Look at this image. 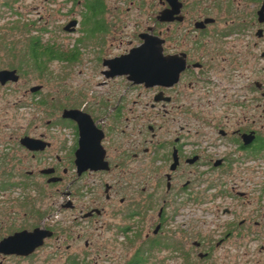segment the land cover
Segmentation results:
<instances>
[{
	"label": "flooded vegetation",
	"instance_id": "af4514ba",
	"mask_svg": "<svg viewBox=\"0 0 264 264\" xmlns=\"http://www.w3.org/2000/svg\"><path fill=\"white\" fill-rule=\"evenodd\" d=\"M65 2L83 11H68L62 31L79 38L69 51L75 57L58 61L96 50L90 61L106 87L83 103L60 104L55 121L46 120L68 133L59 145L44 132L18 144L0 138V264L166 262L172 220L205 200L215 207V250L233 240L264 252V0ZM145 12V27L129 21ZM109 38L118 39L110 48ZM132 53L129 66L121 64ZM22 65L0 67L18 77L0 81L1 89L21 81ZM142 67L156 73L141 83L119 73ZM38 87L25 90L36 108L45 105ZM71 110L76 118L64 115ZM25 137L31 150L20 143ZM19 150L26 160L8 170ZM224 198L231 204L220 208ZM62 212L67 220H54ZM186 232L175 242L201 250L205 240L189 243Z\"/></svg>",
	"mask_w": 264,
	"mask_h": 264
},
{
	"label": "rangeland",
	"instance_id": "374dc122",
	"mask_svg": "<svg viewBox=\"0 0 264 264\" xmlns=\"http://www.w3.org/2000/svg\"><path fill=\"white\" fill-rule=\"evenodd\" d=\"M6 1L2 0V2ZM65 1L17 0L11 3V10L0 6V67L9 66V63L13 65L23 63L21 69H19L21 81L7 88H0V138L4 137L6 143L18 144V138L23 135L33 136L39 132H44L49 136L51 142L59 145L62 138L68 133L57 132L53 128L45 126L46 120L55 121L60 104L62 106L80 104L89 97L100 95L105 90L106 86L99 85L101 78L98 69L90 61L96 50L92 52V49L89 48L87 58V51L80 52L82 55L76 63L69 64L58 60L48 62L42 72L36 69L31 60L28 41L34 36H38L40 44H54L56 49L64 53H68L75 47V40L79 36L69 35L63 32L61 27L70 9H75L76 13H82L83 10L80 6L72 7ZM18 6L20 8L16 10ZM15 10L20 13L18 17L21 16L18 23L12 21L16 18L13 15ZM37 19L39 22L36 21ZM147 20L148 14L146 12L141 14L138 20H131L129 17L130 22L136 21L142 28L145 27ZM24 21L28 23L26 30L20 28L24 25ZM31 22L34 23L31 24ZM40 28H43L44 32L37 33ZM117 41L118 39L109 38L107 47L117 44ZM22 60H25V62ZM89 62H91L90 65ZM38 86H41L38 99L44 100L45 105L36 108L34 104L36 96H32L29 92L26 95L25 90L28 91L29 88ZM81 96H84V100L81 99ZM25 105L28 107L24 108ZM10 137L11 140L8 139ZM11 153L14 156L18 155V157L15 160H7L8 170H12L11 166L19 158L26 160L21 150L17 153ZM32 164L34 163L27 162L26 166L31 168L30 165ZM83 200L87 199L83 198ZM47 201L48 199H44V207ZM218 201L221 202L220 208L231 204V200L228 198L219 199ZM207 209L209 211L206 213ZM214 209L213 204L211 206V203L205 200L202 206L186 208L182 213L183 216L173 219L170 226L172 228V244L176 243L175 240L178 239L180 230H187L186 238L189 243L205 240V244H203L201 250L190 246H180L182 253H186L185 257L180 255V251L174 254L172 250L171 259L166 260V262H161L159 259L163 256L167 258L168 252H160L156 255L157 260H159L157 264H264V252H258L259 247L255 244L257 242L245 244V242L232 240L224 247L215 250V227L213 224L215 214L212 213L215 212ZM68 214L69 212L57 214L54 220L61 221L64 216L67 220ZM226 217L228 218V216ZM261 240L263 241L264 238ZM81 246V243L77 244V248ZM210 248H213L210 257L201 259L198 257V252L208 251ZM94 250L95 247L93 246L91 251ZM113 252L115 256H119L121 253L119 249L113 250ZM92 254L94 255V252ZM225 255H228L227 262H222ZM40 263L47 264L45 262ZM49 264L65 263L61 260L51 261ZM97 264L104 263L99 261Z\"/></svg>",
	"mask_w": 264,
	"mask_h": 264
},
{
	"label": "water",
	"instance_id": "95a60500",
	"mask_svg": "<svg viewBox=\"0 0 264 264\" xmlns=\"http://www.w3.org/2000/svg\"><path fill=\"white\" fill-rule=\"evenodd\" d=\"M142 51V50H141ZM147 49L146 50H144L143 52H141V54H145V53H147ZM145 52V53H144ZM134 54L135 53H132V55L130 54V55H128V56H125V57H123V59H122V62H121V64H124L125 66L127 65V66H129V64H127V62H131L132 61V59H133V57H134ZM158 54V53H157ZM141 57V56H140ZM138 61H139V59H138ZM137 62V61H136ZM139 66H142V65H139ZM141 69H143V70H141ZM141 69H132V68H123L122 70H120L119 71V73H121V74H129L130 76H129V79H132V80H134V81H136V82H138V83H141L142 81H144V80H147V79H150L151 78V75L152 74H154V73H156V71H153V70H155V69H151V70H146V69H144L143 67L141 68ZM140 72V79L138 78V73ZM16 74H15V71H11V72H9V71H0V81H1V83H5L6 81H8V80H10V81H17V76H15ZM142 75V76H141ZM139 79V80H138ZM39 88L40 87H32L31 88V92L32 93H34V92H36V91H38L39 90ZM75 114H79V112L78 111H74V110H71V111H65L64 112V115H68L69 117H75ZM76 118V117H75ZM79 124H80V122H79ZM84 127H83V125L82 124H80V137H81V143H82V141H83V139H84ZM32 142V143H31ZM33 139H30V138H27V137H25V138H23V139H21L20 140V143L21 144H24L28 149H30V144H33ZM36 142V141H35ZM82 147V146H81ZM31 150V149H30ZM202 257V256H201Z\"/></svg>",
	"mask_w": 264,
	"mask_h": 264
},
{
	"label": "trees",
	"instance_id": "16d2710c",
	"mask_svg": "<svg viewBox=\"0 0 264 264\" xmlns=\"http://www.w3.org/2000/svg\"><path fill=\"white\" fill-rule=\"evenodd\" d=\"M28 49L30 52L31 60L34 63V66L36 67V69H38L41 72L44 71L45 65L48 62L55 61L58 59L70 61L72 58L75 57V54H71L72 51L68 53L67 52L64 53L56 49L54 44L46 43L42 45L40 43H36V40L33 41L32 39L30 41ZM172 250L174 254L180 251V255L184 257L186 255V253L184 252L182 253V249L180 245H178L177 243L172 244Z\"/></svg>",
	"mask_w": 264,
	"mask_h": 264
},
{
	"label": "bare ground",
	"instance_id": "6f19581e",
	"mask_svg": "<svg viewBox=\"0 0 264 264\" xmlns=\"http://www.w3.org/2000/svg\"><path fill=\"white\" fill-rule=\"evenodd\" d=\"M159 69V68H158Z\"/></svg>",
	"mask_w": 264,
	"mask_h": 264
}]
</instances>
